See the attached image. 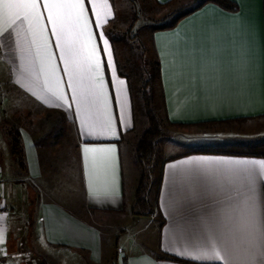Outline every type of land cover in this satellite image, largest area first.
<instances>
[{"label": "crops", "instance_id": "crops-1", "mask_svg": "<svg viewBox=\"0 0 264 264\" xmlns=\"http://www.w3.org/2000/svg\"><path fill=\"white\" fill-rule=\"evenodd\" d=\"M152 1L162 8L175 2ZM229 1L234 10L205 3L173 27L156 30L150 36L159 62L155 88L163 118L172 126L173 133L175 126L192 129L175 135L172 139L175 142L165 146L157 188L154 194L149 191L148 195L154 209L148 216H133L130 211L139 170L132 171L133 164L128 161L126 167L133 172V178L126 177L122 148H127L130 154L127 158L134 160L133 136L143 130V112L136 109L131 86L119 73L107 33L115 17L113 1L108 0L110 8H105L103 0H95V4L85 0V9L103 64L109 110L120 134L119 139H89L87 142L89 146H116L114 186L118 195L114 202L102 205L92 202L82 155L86 141L78 131L80 118L75 114L74 104L71 109L57 106L58 102L47 90L44 83L47 69L41 70L31 37L22 33L17 38L15 33H6L0 38L3 42L0 49V141L3 143L0 144V203L6 210L4 219L0 220V228L4 230L0 264H27L25 258L33 260L30 264H124L125 258L133 264H245L242 258L226 262L205 258L202 254H210L214 227L211 216L216 211L211 196H202L194 211L176 217L171 216L166 207L170 192L187 170L215 167L197 164L194 158L264 161V152L258 147L250 148L253 140L262 134L251 137L242 130L243 126L228 125L236 128L220 133L222 140H210L208 134L199 129L192 132L199 124L215 127L229 124L220 122L251 123L264 119V0ZM44 2L39 0L40 11L45 17L55 63L64 81L61 87L71 104V89L67 87L68 78L63 73L51 25L47 23ZM95 13H99L101 29L96 27ZM100 31L109 40L115 76L107 67ZM119 80H124L125 85H120ZM118 96L122 102L127 98L123 127L119 123ZM13 130L20 135L23 167L11 152L10 132ZM53 131L69 133L74 136V143L63 147L42 144L40 139L48 138ZM185 160L192 163L180 165V161ZM169 164L178 167L169 168ZM213 180L223 184L228 178H211L209 185ZM56 189L60 198L56 196ZM67 193L70 196L66 197ZM257 201L264 219V180L257 182ZM181 252L183 256L178 255ZM189 256L199 259H189Z\"/></svg>", "mask_w": 264, "mask_h": 264}, {"label": "snow or ice", "instance_id": "snow-or-ice-1", "mask_svg": "<svg viewBox=\"0 0 264 264\" xmlns=\"http://www.w3.org/2000/svg\"><path fill=\"white\" fill-rule=\"evenodd\" d=\"M95 4V0H92ZM104 7L110 8L108 0ZM39 0H0V38L6 33H22L31 37L35 54L40 61L41 70L47 69L44 83L47 90L58 102L57 106L71 109L75 105V114L80 118L78 131L85 138L82 155L87 168V182L93 203L114 202L118 195L114 186L116 167V146L107 144L89 146V139H119L116 122L109 110L110 97L105 91L106 82L102 75L103 64L95 37L86 16L85 0H45L43 8L47 11V23L55 38V48L59 50V60L63 63V73L67 76V87L71 89V104L61 85L60 69L55 63L52 41L48 38V27L40 11ZM97 16L96 27L103 24ZM110 14V12H109ZM107 17H105V21ZM103 52L107 57V67L112 76L116 75L113 53L109 40L103 31L99 33ZM3 48L0 39V49ZM125 85L124 80H119ZM115 86V85H114ZM117 105L121 107L119 123L125 122L123 110L127 98L122 102L119 96ZM197 164L215 165V167H197L187 170L178 186L170 192L166 207L173 217L186 211H194V206L202 196H211L215 201L213 212V231L210 240V254L203 252L205 258L231 262L242 258L245 264H264V219L261 217L257 201V182L264 180V161L224 158H194ZM192 161H180L187 165ZM169 164V168H177ZM214 177H227V183H219ZM4 217L0 216V220ZM3 229L0 228V243H3ZM223 253V255H221ZM183 256V253H178ZM189 259H199L189 256ZM124 264H133L125 258Z\"/></svg>", "mask_w": 264, "mask_h": 264}, {"label": "rangeland", "instance_id": "rangeland-1", "mask_svg": "<svg viewBox=\"0 0 264 264\" xmlns=\"http://www.w3.org/2000/svg\"><path fill=\"white\" fill-rule=\"evenodd\" d=\"M115 9V17L111 22L108 30V36L111 40V44L113 46L114 54L118 63V66L122 71L129 77L131 89H132V97L134 102L136 103V109L139 111L142 110L143 112V104H142V95L140 92V86L142 81L146 79V74H143L144 70L146 71L143 63H148L151 65L152 61L154 60V53L152 50L150 36L152 34L153 29L159 27L161 24H164L163 21L166 20V23L169 22L176 13L186 11L198 5L202 0H176L174 3L170 5V7L162 8L154 4L152 0H112ZM168 18V19H167ZM129 32V36L133 39H128L126 36ZM142 47V48H141ZM148 70V69H147ZM151 71V70H150ZM154 69H152V83L148 88V95L151 100V106L154 111V114L160 124L162 137L156 143V155L153 158L152 162L147 168V175H148V195L149 191L151 194H154L155 189L157 188V182L159 178V168L160 165L165 158V146L167 143L175 142L174 139L175 135L177 134H185L184 132H189L192 128L189 126L185 130L183 128H178L179 126H175V131L173 133L172 126L165 122L163 118V113L161 110V105L159 102V95L156 87V73ZM147 72V71H146ZM138 111V110H137ZM237 124L236 127H241L243 131L248 132L253 136L257 134H262V137H258L257 139L253 140L250 145L252 147H258L262 152H264V119L254 121L251 123L247 122H229L226 126H211L212 124L208 125H201L196 126V129L192 132H195L199 129L203 133L208 134V138L210 140H222L223 137L219 136L220 133H227V131L235 130L236 127H231L228 125ZM214 125V124H213ZM217 125V124H216ZM143 130L137 131L136 136H133V152L134 146L136 145L137 141L139 140L142 133L145 131L146 119L143 112V122H142ZM171 128V129H170ZM244 128V129H243ZM178 131H177V130ZM180 130V131H179ZM257 133V134H256ZM225 136L224 134H222ZM0 139L1 136H0ZM172 140V141H171ZM42 144H48L51 147L53 145L58 146H65L66 144L74 143L75 138L74 136L69 135V133H65L64 131H53L49 135V137H44L40 139ZM0 144L3 145L2 141ZM4 145L6 143L4 142ZM57 153V152H56ZM59 153H57L58 155ZM56 155V154H55ZM64 156V152H63ZM130 157L129 151L125 147L122 148V160L123 166L125 168L126 177L133 178V170L135 169L138 171L134 160ZM132 162L133 167H131L130 171L126 166L127 162ZM67 182L71 184L70 178L66 177ZM57 190V189H56ZM64 192V188L60 189ZM59 190H57L56 196L60 198V193L58 194ZM69 193L66 194L68 197ZM70 196V195H69ZM64 197V196H63ZM134 202V200H133ZM150 203V201H149ZM150 205L152 209L150 210V215L154 212L153 203ZM131 211V208H130ZM138 209L133 210V216H145V215H138L136 212ZM147 216V215H146ZM135 227L137 226L136 223L133 224ZM135 233H133L134 235ZM134 238V237H133ZM56 257V256H55ZM59 257H61L59 255ZM27 264L33 262L32 259L25 258Z\"/></svg>", "mask_w": 264, "mask_h": 264}, {"label": "trees", "instance_id": "trees-1", "mask_svg": "<svg viewBox=\"0 0 264 264\" xmlns=\"http://www.w3.org/2000/svg\"><path fill=\"white\" fill-rule=\"evenodd\" d=\"M205 3L216 4L217 6L225 10H234V5L229 0H202L195 7L188 9L186 11H183V12L176 13L174 16H172L169 22L166 23V20H164L163 21L164 24H161L159 27L153 29L152 33L156 30H162V29L173 27L182 17L190 14L191 12L198 9L200 6H202ZM157 5L161 6L159 4ZM109 26L107 27V33L109 30ZM126 37L128 39H133L129 36V32ZM153 53H154V60L152 61L151 65L145 62L143 63V66L145 67L147 71L146 72L144 70L143 74H146L147 78L144 79V81H142V84L140 86V92L142 95L141 99H142V104H143V112H144V116L146 119L147 127L145 131L142 133V135L140 136L139 140L137 141L135 148H134V152H133V157H134L135 163L139 170V178H138L137 188L135 191L134 202L131 207V212L133 213V210L138 209L136 214L145 215V216L150 215L151 213L150 210L152 209V206L150 205L149 200H148V179L149 178L147 175V171H148L147 168L156 155V143L162 137L161 127L152 109L151 100H150V97L147 91L152 83V79H154L151 74L152 69H154L156 73V78H155L156 80H157V76L159 72V62H158L157 56L154 51ZM119 73L122 77L126 79L130 87L131 84H130L129 77L120 68H119ZM220 123H229V122H220ZM201 125H205V124H199L198 126H201ZM10 135H11L10 145H11L12 155L13 157H15L18 165L20 167H23L24 161H23V151H22L21 142H20V135L17 132V130L11 131ZM171 259H173L174 261H180L174 258H171Z\"/></svg>", "mask_w": 264, "mask_h": 264}, {"label": "built area", "instance_id": "built-area-1", "mask_svg": "<svg viewBox=\"0 0 264 264\" xmlns=\"http://www.w3.org/2000/svg\"><path fill=\"white\" fill-rule=\"evenodd\" d=\"M5 213H6V210H5L4 205L0 203V216L5 215Z\"/></svg>", "mask_w": 264, "mask_h": 264}]
</instances>
